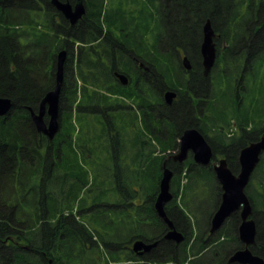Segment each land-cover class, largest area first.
Wrapping results in <instances>:
<instances>
[{
  "label": "trees",
  "instance_id": "16d2710c",
  "mask_svg": "<svg viewBox=\"0 0 264 264\" xmlns=\"http://www.w3.org/2000/svg\"><path fill=\"white\" fill-rule=\"evenodd\" d=\"M51 1L0 0V97L13 101L0 117V264H230L244 249L242 220L235 212L210 232L223 193L214 162L222 156L238 174L241 150L264 134V0H84L76 25ZM208 19L218 56L203 79ZM62 50L61 127L50 141L29 108L54 89ZM180 87L183 99L168 106L163 93ZM187 128L211 145L209 166L171 159ZM165 167L181 244L166 239L155 209ZM246 193L257 225L250 249L264 259V154ZM138 240L157 245L138 255Z\"/></svg>",
  "mask_w": 264,
  "mask_h": 264
},
{
  "label": "water",
  "instance_id": "95a60500",
  "mask_svg": "<svg viewBox=\"0 0 264 264\" xmlns=\"http://www.w3.org/2000/svg\"><path fill=\"white\" fill-rule=\"evenodd\" d=\"M83 1L84 0H78L75 4L69 1L62 2L61 0H52L51 2L66 20L72 25H76L86 14V6ZM216 37L217 34L213 28L212 22L208 19L203 26V39L200 49L204 75L206 77L211 74L217 61ZM67 58V50H62L58 53L54 89L48 92L43 98L38 112L29 108L37 131L42 132L49 139H54L61 127L60 100ZM182 64L186 70L190 71L192 69L191 61L186 54L182 56ZM116 77L123 85L129 84V79L126 75L116 73ZM176 97L177 93L175 91H167L165 93L166 104L171 106ZM12 107V99L0 97V117L7 115ZM46 114L49 117L48 122L45 121ZM190 152L193 155L195 163L198 165L209 166L213 162V149L207 139L197 129H188L184 132L180 139L179 152L171 156V159L175 162L182 163L188 158ZM263 154L264 134L258 142L251 143L241 150L239 156L240 171L238 174L232 172L226 158L219 160L218 164L214 165V172L223 194L220 207L213 216L211 222V234L222 229L226 221L235 212L240 211L242 220L239 227V239L244 245V249L236 251L231 256L229 261L230 264H264V259L253 254L250 249L256 244L257 225L253 218V206L246 193V188ZM173 176V172L165 167L160 181V193L155 202V209L159 218L162 219L169 228L166 239L181 244L185 240V235L176 229L166 212V206L173 201V194L171 193ZM156 245L157 243L147 244L143 240H138L133 243L132 250L138 255H143Z\"/></svg>",
  "mask_w": 264,
  "mask_h": 264
},
{
  "label": "flooded vegetation",
  "instance_id": "af4514ba",
  "mask_svg": "<svg viewBox=\"0 0 264 264\" xmlns=\"http://www.w3.org/2000/svg\"><path fill=\"white\" fill-rule=\"evenodd\" d=\"M84 2V1H83ZM200 49H201V47H200ZM200 54H201V50H200ZM202 57V56H201ZM202 67H203V64H202ZM192 70V69H191ZM190 70V71H191ZM187 72H189L188 70H186ZM187 75V74H186ZM202 75H203V79H207L208 78V76L206 77L205 75H204V68H203V72H202ZM188 77H190V75L188 74ZM202 85H204V83L202 82ZM237 85H238V83H237ZM242 89H244V88H242ZM169 91H173V90H169ZM167 92V90L163 93V98H162V100L163 101H165V93ZM176 92V91H175ZM187 92V91H186ZM202 92L204 93L205 91L204 90H202ZM177 93V97H176V99L174 100V102L175 101H181L183 98H182V95H181V93L180 92H176ZM192 93V92H191ZM187 94V93H186ZM191 94H187L186 96L188 97L187 98V100H189V101H196V100H192V98H194L195 96L192 94V97L190 96ZM238 95H240V89H238ZM237 99H239V98H237ZM173 102V103H174ZM165 103H166V101H165ZM201 104H202V109H201V114H200V116H201V119H204V121H205V117H206V107H207V99H206V97L205 96H203V97H201ZM173 105V104H172ZM171 105V106H172ZM169 106V105H168ZM30 111V110H29ZM39 111V110H38ZM37 111V112H38ZM30 114H31V112H30ZM31 119H32V117H31ZM33 121V120H32ZM45 121L46 122H48L49 121V117H48V115L46 114L45 115ZM188 129H197V128H187V129H185L184 131H183V133H182V135H181V137L183 136V134H184V132L186 131V130H188ZM37 130V129H36ZM198 130V129H197ZM199 131V130H198ZM38 132V131H37ZM200 132V131H199ZM38 133H40V134H43L42 132H38ZM201 133V132H200ZM44 135V134H43ZM46 136V135H45ZM47 137V136H46ZM181 137H180V139H181ZM48 138V137H47ZM49 139V138H48ZM50 141H52L53 139H49ZM178 143H179V149H180V140H178ZM179 151V150H178ZM189 156H192L193 157V155H192V153L190 152L189 153ZM188 156V157H189ZM188 159V158H187ZM239 213H240V211H238Z\"/></svg>",
  "mask_w": 264,
  "mask_h": 264
},
{
  "label": "rangeland",
  "instance_id": "374dc122",
  "mask_svg": "<svg viewBox=\"0 0 264 264\" xmlns=\"http://www.w3.org/2000/svg\"><path fill=\"white\" fill-rule=\"evenodd\" d=\"M169 34H170V33H169ZM169 34L167 35V37L165 38V40H170V39H169V37H170ZM172 38H173V37H172ZM172 38H171V39H172ZM165 40H164V41H165ZM218 74H219V70L216 69V70H215V75H218ZM236 82H237V81H235V84H236ZM176 86L179 87L178 85H176ZM179 90H180V91H179L180 93L183 92V94H184V90H183L181 87L179 88ZM224 91H225V88H223V90L219 92L220 95L223 94ZM219 97H220V96H219ZM126 101H132V100H126ZM173 152H174V155H175V154H177L179 151L176 150V151H173ZM223 158H224V157H222V156H221V157H218L217 160L214 162V165H215V164H218L219 160H221V159H223ZM78 159H79V161L81 162V158H80L79 156H78ZM85 168H86V167H85ZM84 176H85V178L90 179V177H88L87 174H85ZM185 182H186V181L184 180L183 183H185ZM89 196H90V195H88V197H89ZM84 198H85V197H84ZM215 201H216V200H215ZM214 203H215V202H213V203H208V202H206V203H205V208H206V206H207V209H208V210L212 209L213 206H214ZM214 215H215V214H214ZM206 222H207V218L204 217V216H202V217H201V225H202V226H205ZM222 240H224V239H222ZM225 242H226V239H225ZM194 259H195L194 257H191V256H190V260L188 261L187 264H193L192 261H193Z\"/></svg>",
  "mask_w": 264,
  "mask_h": 264
}]
</instances>
